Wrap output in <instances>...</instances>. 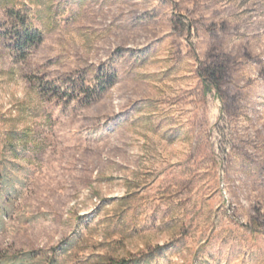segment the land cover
<instances>
[{"label":"rangeland","instance_id":"1","mask_svg":"<svg viewBox=\"0 0 264 264\" xmlns=\"http://www.w3.org/2000/svg\"><path fill=\"white\" fill-rule=\"evenodd\" d=\"M0 264H264V0H0Z\"/></svg>","mask_w":264,"mask_h":264},{"label":"trees","instance_id":"2","mask_svg":"<svg viewBox=\"0 0 264 264\" xmlns=\"http://www.w3.org/2000/svg\"><path fill=\"white\" fill-rule=\"evenodd\" d=\"M27 38V37H26Z\"/></svg>","mask_w":264,"mask_h":264}]
</instances>
